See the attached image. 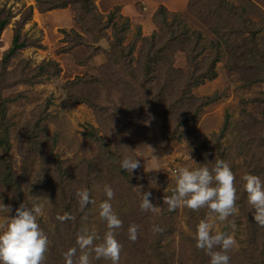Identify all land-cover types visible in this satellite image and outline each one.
<instances>
[{
	"label": "trees",
	"instance_id": "16d2710c",
	"mask_svg": "<svg viewBox=\"0 0 264 264\" xmlns=\"http://www.w3.org/2000/svg\"><path fill=\"white\" fill-rule=\"evenodd\" d=\"M96 1L37 0L40 13L67 8L75 11V21L82 26L85 35L76 31H62L65 36L63 40L67 43L62 51L77 53L81 66L89 65L92 61H96L98 66L97 74L77 76L65 85L72 103L86 105L95 115L96 124L86 125L83 135L97 145L96 160L84 159L69 172L62 167V161L54 153L55 137L45 142L42 151L50 156L47 157L50 179L46 186L49 188L52 205L50 223L53 225L51 231L47 223L39 222L49 240L44 264H66L64 253L72 247H78L76 237L90 214L92 204L82 208L76 192L87 188L93 200L95 185L100 186L102 191L105 185L111 186L114 197L120 203L122 227L115 232L125 252L131 254L133 250L145 264H174L176 254L168 243L178 231V212L169 210V206L164 204V197L172 194L167 189L168 181L160 173L153 177L138 154L139 143L132 142L128 134L147 135L151 130L147 123L158 118L161 120V135L166 147L174 142L181 143L191 136L190 147L199 164L210 163L208 166L211 168V162L215 160L226 161L221 135L213 134L212 139L204 135L193 136L196 129L192 128V124L203 109L215 101L213 97H196L193 90L218 77L217 66L225 54L227 59L224 66L228 72L240 75L246 86L264 85V23L256 24L251 18L254 12L260 14V8L251 0H241L244 4L240 7L227 0H192L188 11L212 37L209 43H204L202 30L191 32L180 26V20L169 22L160 16L161 24L164 25L162 35L142 39L135 58L134 43L129 48L122 46L119 33L124 27L118 28L113 24V13L104 21V17L98 13ZM165 10L167 12L165 7H160L158 12L161 15ZM15 17L11 9L0 6V47L3 46L2 36ZM32 17L33 8L29 7L22 13L20 20L14 23L9 46L0 60V181L9 188L8 199L16 209L22 203L29 207L31 202L23 201L24 189L17 179L9 138L11 124L6 119L7 102L10 99H3V94L18 84L34 86L42 83L45 76L57 78L62 71L55 61L43 62L35 67L23 61L13 72L8 70L11 62L22 51L37 44V41H32L22 33ZM108 29H113L115 40L107 37L105 31ZM103 38L108 39V49L100 45ZM95 44L98 47L95 48ZM100 54H104L105 61H97ZM262 96L263 99L257 102L264 103V93ZM50 103L51 99L42 105L33 126L29 124L24 128L28 140L39 137L41 121L49 118L47 110ZM187 126L190 128L185 130ZM257 136H247L239 150L242 156L251 153L252 157L250 161H245L244 174L256 175L264 181V142ZM35 148L30 146V151L21 150L23 169ZM124 156H134L140 166L131 173L124 170L121 167ZM243 183L241 181L236 187V207L240 211V221L245 225L246 251L248 254L257 251L264 256V227L253 219L254 209L248 203ZM36 184L32 195L41 189ZM141 190L151 192L150 202L159 207L158 211H141ZM125 205L127 209H124ZM65 213L70 214L71 219H57ZM133 224L138 226L135 242L129 239L128 233L129 226ZM154 227L162 231L154 232ZM79 254L78 250L77 256ZM263 256L259 260L249 257L250 264H264ZM205 262L203 259L199 264Z\"/></svg>",
	"mask_w": 264,
	"mask_h": 264
},
{
	"label": "rangeland",
	"instance_id": "374dc122",
	"mask_svg": "<svg viewBox=\"0 0 264 264\" xmlns=\"http://www.w3.org/2000/svg\"><path fill=\"white\" fill-rule=\"evenodd\" d=\"M191 1L97 0L96 5L98 13L104 17V21L109 19V14H115L112 20L113 24L118 28L124 27L119 33L122 46L129 48L134 43L136 49L133 56L136 58L142 39L150 38L153 35H162L164 25L161 24V17L167 18L169 22L180 20V26L191 32L202 30L205 37L204 43H209V39L212 37L188 11V5ZM227 1L234 3L237 7L244 4L241 0ZM251 1L260 8V14L257 15L254 12L251 14V18L256 24L264 23V2ZM0 6L11 9L16 15L12 24L2 36L3 46L0 47V60L3 52L9 46L14 23L20 20L22 13L29 7L33 8L32 20L24 26L22 33L32 41H37V44L22 51L19 57L11 62L8 70L13 72L18 64L23 61H28L32 67L43 62L55 61L59 63L62 70L61 75L57 78H47L45 76L42 83L34 86L18 84L6 90L3 94V99H10L7 102L6 119H8L9 125L11 124L9 128L11 153L14 163H16L17 179L24 189L23 201L29 200L28 203L31 202L29 207L33 205L43 207V214L37 218L38 223H47L52 231L53 225L50 223L52 205L48 194L49 188L46 186V182L50 179V172L47 167L50 156L42 151L45 142L55 137L54 153L62 161V167L69 172L84 159L96 160L98 155L97 145L83 135L86 131V125L96 124L95 115L86 105L72 103L65 85L77 76L86 73L97 74L98 66L95 63L96 61L81 66L78 62L80 56L77 53L68 54L62 51V48L67 45L63 40L65 36L62 31H76L85 35L82 26L75 21L76 13L72 8L40 13L37 8V0H0ZM160 7H165L167 12L165 10L160 15L158 12ZM165 28H167L166 25ZM105 32L110 40H115L113 29H108ZM106 40L108 39L103 38L100 45L108 49ZM94 47H98V44H95ZM226 59L227 55L225 54L222 62L217 66L218 77L215 80L207 81L204 85L193 90L196 97H213L215 101L203 109L199 118L192 124V128L196 129L193 136L204 135L212 139L213 134L216 136L221 135V144L225 151L226 161L233 169L236 177L235 187H237L241 184V177L245 173V161H250L252 158L251 153L242 156L239 150L241 142L247 136L248 138H254L257 134L259 135L257 137L264 142V103L257 102L263 97L264 85L246 86L240 75L230 73L225 69ZM97 61H105L104 54L97 56ZM50 99L51 103L47 110L49 118L41 121L39 137L33 141L28 140L24 128L29 124L33 126L37 122L39 110H42V105ZM160 124L161 120L157 118L153 122L147 123L151 128L147 135L129 133L128 137L132 142L139 143L140 149L137 151L142 157L144 166L151 170L153 177L159 173L162 174L165 180L168 181L167 189L172 193V189L176 186L175 176L178 169L180 167L191 169L196 167L193 161L199 163L193 149L190 147L191 136H188L181 143L174 142L170 144V147H166V142L161 135ZM189 128V126L184 127L185 130ZM224 128L225 131H223ZM30 146H36V148L23 169L24 162L20 161V152L24 149L30 151ZM262 152L264 153V149ZM35 182L39 184L41 189L35 195H32L31 191L37 185ZM9 197V188L0 181V204L11 207L10 213L0 211V220L7 215H15L16 208L9 201ZM106 199L107 197L102 188L95 185L93 187V200L96 203L92 204L90 214L82 225V228H88L101 238L107 231V226L106 222L99 217L98 205ZM110 203L113 211L120 218L121 208L117 198L113 197ZM127 208V205H125L124 209ZM174 211L178 212V231L168 243L170 249L175 251L176 254L174 264H199L202 263L203 259L206 260L204 264H210V257L203 250L196 247V240L194 239L196 227L202 219L213 224V233L217 231L226 232L235 239L234 247L228 252L230 256L229 264H250L249 257L259 260L263 256L257 251L254 254L247 253L248 244L244 241L245 225L240 221L239 209L225 222L218 221L214 214L209 218V210L206 207L201 208L199 211H193L181 206L175 208ZM232 221L235 222L234 228L231 226ZM90 259L91 264H111L109 260L95 259L94 254ZM119 264H145V261H141L133 250L129 254L125 252L124 247H121Z\"/></svg>",
	"mask_w": 264,
	"mask_h": 264
},
{
	"label": "clouds",
	"instance_id": "9594fccd",
	"mask_svg": "<svg viewBox=\"0 0 264 264\" xmlns=\"http://www.w3.org/2000/svg\"><path fill=\"white\" fill-rule=\"evenodd\" d=\"M194 168L180 167L175 176V188L170 196L164 197V204L169 210L177 207H187L193 211L201 208L209 210V218L215 215L220 222L228 221L238 209L236 208L235 175L228 162L215 160L209 168L208 164H197ZM139 161L134 156H124L121 167L130 173L139 167ZM243 188L247 194L248 203L254 209V221L264 227V181L252 174H244L241 177ZM151 183L155 184V181ZM103 191L106 200L99 203V217L106 222L107 231L103 237H98L88 228H82L77 234L76 245L64 253L66 264H91L90 257L105 259L111 264H119L121 244L116 239V229L122 227L121 219L113 211L110 201L115 193L109 185H105ZM141 211H158L150 202L151 192H140ZM76 196L83 208L96 202L90 199L87 188L77 190ZM0 211L11 212L10 206L0 204ZM43 214V207L33 205L28 207L25 203L15 210V215H7L0 220V264H44L45 253L48 250L49 240L45 232L40 228L38 217ZM57 219L65 221L71 219L70 214L65 213ZM235 227V222H231ZM154 232L162 231L159 227L153 228ZM129 239L135 242L138 238V226L130 225L128 229ZM194 239L196 247L210 257V264H229L228 252L234 247L236 241L226 232L213 233V224L202 219L196 227ZM79 250V255L77 252Z\"/></svg>",
	"mask_w": 264,
	"mask_h": 264
},
{
	"label": "built area",
	"instance_id": "2783aa9c",
	"mask_svg": "<svg viewBox=\"0 0 264 264\" xmlns=\"http://www.w3.org/2000/svg\"><path fill=\"white\" fill-rule=\"evenodd\" d=\"M176 172V171H175Z\"/></svg>",
	"mask_w": 264,
	"mask_h": 264
}]
</instances>
